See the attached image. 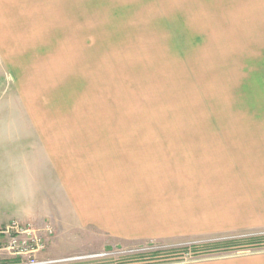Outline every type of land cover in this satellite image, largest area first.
<instances>
[{"label": "rangeland", "instance_id": "374dc122", "mask_svg": "<svg viewBox=\"0 0 264 264\" xmlns=\"http://www.w3.org/2000/svg\"><path fill=\"white\" fill-rule=\"evenodd\" d=\"M237 3L176 15L159 0H0V183L10 168L13 179L22 172L21 150L36 141L18 116L45 122L49 137L66 141V156L91 153L98 138L108 154L112 138L136 132L225 131L264 147V0L256 18ZM256 155L264 174V149ZM37 169L32 163L23 173ZM29 223L53 228L38 264H191L264 254V228L124 241ZM0 264L26 262L0 249Z\"/></svg>", "mask_w": 264, "mask_h": 264}, {"label": "crops", "instance_id": "0c3cea01", "mask_svg": "<svg viewBox=\"0 0 264 264\" xmlns=\"http://www.w3.org/2000/svg\"><path fill=\"white\" fill-rule=\"evenodd\" d=\"M236 1L251 18L263 2L159 3L177 15L213 13V6ZM13 118L29 123L36 141L21 150L22 172L13 179L10 168L7 181L0 183V226L11 219L50 222L57 231L89 228L124 241H174L264 228V174L256 155L264 147L242 138L245 134L136 132L115 137L119 141L112 138L108 154L98 138L91 153L75 150L66 156V141L49 137L45 122L35 116ZM32 163L40 170L24 174ZM191 264H264V254Z\"/></svg>", "mask_w": 264, "mask_h": 264}, {"label": "built area", "instance_id": "2783aa9c", "mask_svg": "<svg viewBox=\"0 0 264 264\" xmlns=\"http://www.w3.org/2000/svg\"><path fill=\"white\" fill-rule=\"evenodd\" d=\"M52 233L51 225L41 228L12 220L0 226V249L9 250L26 264H38L39 255L47 248L45 235Z\"/></svg>", "mask_w": 264, "mask_h": 264}, {"label": "trees", "instance_id": "16d2710c", "mask_svg": "<svg viewBox=\"0 0 264 264\" xmlns=\"http://www.w3.org/2000/svg\"><path fill=\"white\" fill-rule=\"evenodd\" d=\"M259 241L258 242H260V241H264V236L262 237V238H259L258 239ZM237 242H240V241H229V242H224V244L225 243H229V246L232 244V245H234L235 243L237 244ZM248 242H254V241H248Z\"/></svg>", "mask_w": 264, "mask_h": 264}]
</instances>
